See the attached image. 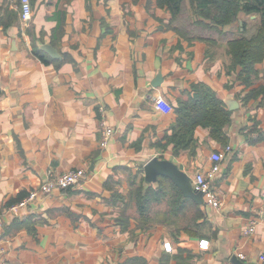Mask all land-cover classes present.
<instances>
[{
  "label": "crops",
  "instance_id": "obj_1",
  "mask_svg": "<svg viewBox=\"0 0 264 264\" xmlns=\"http://www.w3.org/2000/svg\"><path fill=\"white\" fill-rule=\"evenodd\" d=\"M31 3L28 26L20 11L18 22L7 30L0 26V211L36 189L50 169H81L87 177L36 200L18 216H4L0 248L9 264H119L133 257L146 264H263L264 219L253 235H245L264 202V138L259 140L264 96L246 100L258 85L247 88L239 68L210 56L206 42L180 37L158 0ZM44 44L61 54L60 60L42 51L59 60V67L34 55V45ZM159 74L163 81L155 88ZM199 82L232 111L226 128L232 151L214 182L223 205L201 206L207 228L199 236L168 229L197 221L192 202L190 223H183L188 216L167 217L162 208L145 223L152 228L137 229L121 201L131 183L144 178L149 160H171L192 179L226 147L203 126L195 131V153L176 154L166 145L165 134L177 118L174 108ZM160 96L172 112L158 109ZM102 105L116 130L105 149L100 146ZM122 217L129 221L126 230ZM168 242L170 252L164 247Z\"/></svg>",
  "mask_w": 264,
  "mask_h": 264
},
{
  "label": "trees",
  "instance_id": "obj_2",
  "mask_svg": "<svg viewBox=\"0 0 264 264\" xmlns=\"http://www.w3.org/2000/svg\"><path fill=\"white\" fill-rule=\"evenodd\" d=\"M186 1L189 2L200 23L206 27H215L220 31L235 26L241 15L259 18L257 31L251 37H248L247 22H244L238 30L239 36L230 39L227 45V53L231 58L230 67L232 69L239 68L238 78L247 88L252 86L254 84L253 76L257 77L259 74L257 66L259 63L264 62V0H158V5L167 8L172 15L171 20H173L181 15ZM18 10L20 11V1H18ZM19 11L10 9L8 6L5 7L4 1L0 3V26L7 30L18 22ZM33 53L45 64L54 63L56 67L61 65L59 60L49 59L36 45L33 47ZM259 95L264 96V86L250 89L246 100L257 98ZM174 111L177 114L176 121L164 137L166 145H172L174 153L177 154L182 150L195 153L197 145L195 131L198 126L208 128L213 138L225 144L226 147L228 146L229 137L226 128L232 124V111L228 109L217 92L207 84L201 82L195 84L188 99L180 100ZM254 129L256 128L254 127ZM263 138L264 133L261 132L259 140ZM160 179L157 182L158 185L161 184ZM164 180L168 182L172 192L165 209L167 217L182 216V218H186L189 208L193 204V218L197 221L194 219L196 222L193 226L189 224L185 226L178 225L181 227L178 233L185 231L189 235L199 236V232L193 231V229L201 228L207 224L205 212L193 200L185 198L171 180L168 178H164ZM142 183H145L147 187L145 189L141 187L136 194L137 212L141 222L138 226L141 227L149 226L145 223L150 220L151 204L154 205V202L158 204L162 198L165 199L164 191L160 187L159 189L153 187L155 183L147 184L144 178ZM115 197L117 200H122L121 195L118 193ZM198 219L201 220L199 223ZM121 222L122 228L124 230L128 229L129 221L125 217H122ZM146 226L143 228H146ZM119 264H146V260L142 257H133Z\"/></svg>",
  "mask_w": 264,
  "mask_h": 264
},
{
  "label": "built area",
  "instance_id": "obj_3",
  "mask_svg": "<svg viewBox=\"0 0 264 264\" xmlns=\"http://www.w3.org/2000/svg\"><path fill=\"white\" fill-rule=\"evenodd\" d=\"M20 12L21 20L24 26H28L32 16L33 7L31 0H20ZM157 107L164 113H170L173 111V107L167 103L162 97L157 99ZM99 112L103 114L101 121V139L100 146L105 149L111 139L114 137L116 130L112 127L105 119L106 108L100 106ZM232 151V148L228 145L221 152L213 153L211 160L213 161L212 166L205 171H198L192 177V186L195 191L202 192L205 198V205L210 206L214 209H220L223 205L222 200L215 188V180L221 171L220 163L225 156ZM87 177V173L81 169H72L65 173H57L53 169L48 170L46 177L43 182L34 190L28 192V194L21 200L9 204L5 211H0V223L2 222L5 215L18 216L21 212H26L30 206L40 198H44L53 195L55 192H63L67 189L74 188L80 185ZM264 219V202L251 218L248 227L245 230L246 236H251L256 232L257 226L261 220ZM166 251L170 252L173 250L170 242L164 244ZM237 256L245 260L246 257L242 252H238ZM261 262L264 264V253L260 256ZM0 264H9L4 258V249L0 248Z\"/></svg>",
  "mask_w": 264,
  "mask_h": 264
},
{
  "label": "rangeland",
  "instance_id": "obj_4",
  "mask_svg": "<svg viewBox=\"0 0 264 264\" xmlns=\"http://www.w3.org/2000/svg\"><path fill=\"white\" fill-rule=\"evenodd\" d=\"M5 7L8 6L10 9H14L16 11L18 10V0H4ZM170 23L168 26L173 29L180 37L184 39H192L193 40H201L203 42H206L208 44V53L210 56L221 59V61H226L227 63L231 64V58L227 53V45L228 41L232 39L233 37L239 36V28L244 24V22H247V28L249 30L248 37H251L256 31L259 26V18L258 17H249L247 15H241L240 20H238V23L235 24V26L230 28H224L222 31L215 27H206L202 23H200V20L197 18V16L194 14L190 4L188 1L185 2L183 11L181 15L177 19H173L169 21ZM219 30V31H218ZM258 70L259 74L256 76H253V81L258 86H264V62H261L258 64ZM143 177H140L139 179H135L134 182L131 183V190L124 193L126 200H122L121 202L124 204V210H127V214L134 218L136 222L137 229L144 230L143 227L138 226L137 224H140L139 221V215L137 212V205H136V194L138 193L139 189L143 187L145 189L147 186L146 184L142 183ZM161 184L156 186L155 189H159V187L164 191L165 199L162 198L161 202L154 205L151 204V211L152 213H157L160 209H166L167 207V200L171 197L172 192L171 188L166 180L164 178L160 179ZM139 187V188H138ZM132 194L130 195V193ZM162 211V210H160ZM194 216V214H193ZM189 220H184V224L190 223V216H188ZM195 223V222H194ZM193 223V225H194ZM192 224V223H191ZM192 225V226H193ZM185 226V225H182ZM152 228V225L146 226V228ZM179 227L177 224H169L168 229L170 233L177 234ZM207 225L201 227V228H194L193 231H198L199 234L206 233ZM199 229V230H196ZM185 232V231H183ZM187 233V232H185ZM188 234V233H187ZM189 235V234H188Z\"/></svg>",
  "mask_w": 264,
  "mask_h": 264
},
{
  "label": "water",
  "instance_id": "obj_5",
  "mask_svg": "<svg viewBox=\"0 0 264 264\" xmlns=\"http://www.w3.org/2000/svg\"><path fill=\"white\" fill-rule=\"evenodd\" d=\"M40 49L51 58L62 59L59 51L50 44L41 45ZM162 81L163 76L159 74L152 84L155 88H158L162 84ZM160 178H168L171 180L175 186L179 188L185 198L193 200L199 206L205 205L204 194L194 190L190 175L180 169V167L171 160L153 157L144 166V179L147 184H154L157 183Z\"/></svg>",
  "mask_w": 264,
  "mask_h": 264
}]
</instances>
